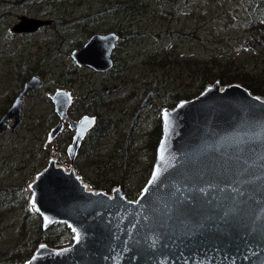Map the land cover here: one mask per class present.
Here are the masks:
<instances>
[{
	"label": "water",
	"instance_id": "95a60500",
	"mask_svg": "<svg viewBox=\"0 0 264 264\" xmlns=\"http://www.w3.org/2000/svg\"><path fill=\"white\" fill-rule=\"evenodd\" d=\"M45 25L21 15L11 30L30 34ZM118 40L115 31L94 33L70 57L78 66L109 71ZM41 87L37 75L24 81L0 115V134L16 129L24 98ZM51 101L58 121L48 136L67 121L72 164L94 116L71 118L72 98L64 89ZM160 113L152 170L135 200L119 186L111 194L86 188L75 169L53 159L34 175L30 203L43 226L65 222L73 241L61 247L40 242L20 264H264V96L238 82L214 81Z\"/></svg>",
	"mask_w": 264,
	"mask_h": 264
},
{
	"label": "trees",
	"instance_id": "16d2710c",
	"mask_svg": "<svg viewBox=\"0 0 264 264\" xmlns=\"http://www.w3.org/2000/svg\"><path fill=\"white\" fill-rule=\"evenodd\" d=\"M28 1L31 2L33 0ZM245 1L247 2V13L244 19H240L242 20V28L245 30L243 33V46L254 50L256 47V38H258L257 41H262L264 43V0ZM37 3L52 6L53 10L45 13H51V21L53 23L51 26H55L56 28L62 26L61 24L63 23H70L72 21L76 23L85 22L86 27H92L88 21L99 23L103 15H121L120 21L122 26L114 30L118 33L119 40L116 45L115 53L113 54L114 61L120 62L119 64L113 65L112 69L109 71L102 73H104V76L110 73V79L118 80L120 85L117 87L121 88L124 86L125 91L127 90V85L132 81L131 83L134 84V87L129 89L131 91H129L131 99L136 98L139 94L145 95L151 90L153 93L150 97L161 95V106L172 108L179 100L190 99L197 96L207 84H212L216 79L220 81L221 85L238 82L248 88L253 94L264 96V76L256 73V69L249 66L250 64L257 66L256 63H258V61L264 63L263 59L260 60V57L256 55V52L248 55L246 63L238 62L232 57L224 59L223 62H215L214 58H212L211 64L206 61L207 59L204 60L192 57L177 59L175 56L171 57L173 54L164 49L148 50L147 52L141 53L139 56H129L127 58L131 60H127L124 55L130 53V43L134 44L136 40H142V36L146 33L145 31H151L144 27L141 28V26L132 28V25L139 21V18L147 15L150 9L152 12H157L156 9L152 8V0H38ZM86 3H89L90 6L94 4H98V6L90 12H87V14H80L75 18L72 17L74 13H81V7ZM37 13L40 12L38 11ZM45 26H42L45 30L44 39L42 40L45 50H42V52L45 55H50V53L56 49L53 46L54 44H52L55 42L48 40V35H51V31H47ZM56 28L53 27L52 34L58 35L57 37H63L62 33L56 30ZM80 33L82 32L80 31ZM149 33L153 34L154 32ZM169 33L171 36L175 35L178 39L184 35V32L178 29H173ZM17 35L24 39L29 33H18ZM154 35L157 38L161 37L160 32L154 33ZM188 35H192V32H189ZM2 37L4 40L9 39L8 35H2ZM62 39L66 38L63 37ZM55 41L57 42L58 40L55 39ZM70 41V47H73L72 50L82 45L81 38H71ZM5 50L6 48L2 51ZM14 51L15 49L12 48V53H14ZM41 60L42 59H39L38 61L40 62L31 66L32 60L30 58L24 59L23 54H21V60L13 63L14 67L11 71L7 72V75L4 77H9L13 82H19L18 87L21 88L28 76L38 74L41 63L44 61ZM133 62L141 66H136V69H134L135 65H132ZM175 63L179 67V73L173 74L172 67ZM214 63H216V67ZM25 64L27 67H25ZM184 71L188 74L190 84L187 85L186 88H182V86H171L176 79L181 77ZM59 72V75L54 80V85L70 88L73 90L72 94H74V101L71 106L69 105L68 112L72 116L79 113H87L95 116L93 125L89 129V134L88 136L86 135L84 141L82 140L83 142H81L82 144H80L73 161L77 173L94 189L110 192L113 186L119 185L122 187V191L128 199H135L145 185L154 163L156 147L162 133L161 114H159L160 106L157 105L155 107L154 114L151 116V118H153V124L149 129V134L150 136L153 134L154 137L149 140L146 147L151 150V161L149 167L145 169L144 176L139 180V183L135 185L133 180H129V177L136 176L140 157L132 152L134 149V137L132 133L127 130L122 140L115 144L107 162L98 152H96L97 156H95V159H92L89 154L87 155V151L92 152L90 147H93L94 142L99 143L100 141H106L113 133H122L119 127L121 118L115 115L101 114L97 111L100 107L109 106V101L104 100L93 86L86 92H75L77 89L76 85L82 84L80 80L82 78L81 76H75V73L67 75L68 73L61 72V70ZM43 73L49 75L50 71L44 70ZM134 76L138 78L136 79L137 81H135ZM44 85L42 80V87ZM125 91L120 93L124 94ZM12 99H7V102H5L10 104ZM7 107L8 105L0 107V115ZM136 116L137 114H135V117ZM31 118V123H28V121L22 118L21 114L20 123L12 132V136H9V138L13 140V135L17 133V128L21 123H24L30 127V132H33L34 138L36 140L40 139L37 145L35 144L26 150L24 157L19 163L10 157L11 154L5 152L7 147H1L3 152L0 155V234L5 233L7 230L8 226L5 227L6 216L11 211H13V213H18L16 229L18 234L17 241L14 245L0 247V264L22 263L33 253L35 247L40 242H45L53 247H61L73 241V232L65 222H53L48 226H43L41 216L28 204L29 194L25 193L23 196L21 192V189L31 182L33 176L46 165L50 146H42L41 137L44 136L48 126L52 125L58 116L54 110H50L43 118L41 115H34V117ZM62 132L63 131H60L53 140L54 147L65 154L67 147L72 141V135L69 130L64 133ZM17 135H19V133H17ZM15 139L16 141L12 145L10 144L12 149L17 145H23L27 137L19 138L16 136ZM86 140L89 141V144H86ZM7 143L9 144L10 142L8 141ZM144 149L142 148L140 152L144 151ZM68 161L66 157L60 160V162ZM80 161H82L81 164H79ZM129 165H133V167L129 168ZM84 167H87L88 173L84 172ZM114 171L116 172L114 173ZM111 173L118 175V178ZM88 174H90V176ZM10 175H15L18 185H9L5 182L6 177ZM135 191L137 192L135 193Z\"/></svg>",
	"mask_w": 264,
	"mask_h": 264
},
{
	"label": "rangeland",
	"instance_id": "374dc122",
	"mask_svg": "<svg viewBox=\"0 0 264 264\" xmlns=\"http://www.w3.org/2000/svg\"><path fill=\"white\" fill-rule=\"evenodd\" d=\"M37 1L38 0H33L31 2H29L28 0H0V107L9 105V103H6L7 99L11 100L19 91V82H13L11 79H9V77L5 78L4 76L7 75V72L12 70V68L14 67L13 63H15L16 61L19 62L21 60V54H23L24 59L30 58L32 60L31 66H33L37 62H40L38 61L39 59L44 60H41L42 63L38 74L32 75L39 76L41 80H43V83L45 85L42 87V89L31 92L24 98L22 118L28 121V123H31L30 119H32L31 117H34V115H41L43 118L50 110H54L51 97L58 89L66 90L72 98L70 106L71 104H73V90L70 88L54 85V80L59 75L60 70L61 72L68 73L67 75L75 73V76H81L82 78L80 80L82 84L76 85L77 89L75 90V92H86L91 86H93L96 91L100 93L104 100L109 101V106L100 107L99 109H97V111L101 114L115 115L118 118H121V120L119 121V127L122 130V133H113L112 135H110L106 141H100L99 143L94 142L93 147H90V149H92V152L87 151V155L89 154L92 159H95V156H97L96 152H98L107 162V159H109V155L112 154V150L114 149L115 144L119 143L122 140L123 135L127 132V130H129L134 137V149L132 150V152L133 154H137L140 157L139 164L137 165L138 172L136 176L129 177V180H133L134 184L136 185L144 176L146 171L145 169L146 167H149L151 161V150L146 147L149 143V140L154 137L153 134H151V136L149 134V129L153 124V118H151V116H153L154 114V109L157 105L160 106L159 114H161L160 112L163 109V107L161 106V95L150 97V104L145 109H141L139 104L144 94H139L136 98L131 99L129 95V89L134 87V84L131 83L132 81H129L130 83L129 85H127V90L125 91L124 86L118 88L120 85V82L118 80L110 79V73L104 76V73L96 72L88 66H78L70 57V52L73 48L70 47L71 38H81V44L83 45L86 39L94 32L102 33L109 30L114 31L118 27L122 26L120 21L121 15H103V17L100 18L99 23L88 21V23H90L92 27H86L85 22L76 23L75 21H72L70 23H63L61 24L62 26H58V28H56L55 26H51V24H53L51 21V13H45L53 10L52 6H47L43 3H37ZM152 1V8L156 9L157 12H152L150 9V12L147 15L142 16L141 18H139V21L133 23L132 25V28L141 26V28L144 27L145 29H150L151 31H145L146 33L142 36V40H136L134 44L130 43V53L124 55L126 56V58L129 56L132 57V55L139 56L141 55V53L147 52L148 50L164 49L165 51H169L173 54L171 57L175 56L177 59L190 57L200 58L204 60L207 59L206 61H208L209 64L212 63V58H214L215 62H223L224 59L228 57H232L238 62L246 63L248 60V55L253 52H256V55L260 57V60L263 59L264 61V43L262 41H257L258 38H256V47L254 48V50L243 46V33L245 32V30L242 28V20L240 19H244L247 13V2L245 0ZM97 6L98 4L90 6L89 3H86L81 7V13H74L72 14V17L75 18L77 17V15L87 14V12H90ZM38 11L40 13H37ZM21 15L40 17L47 21V25L45 26V28L47 29V31H51V35H48V40H50L51 42H55L52 44H54L53 46L56 48L53 52L50 53V55H45L42 52V50H45L43 47L44 42L42 41L44 39L43 37L45 33L44 27L40 28L38 31L32 34H29L24 39L17 35L18 33L15 34L12 32V25ZM53 27L56 28V30L60 31L62 33V36L66 39H62L63 37H57L58 35L52 34ZM173 29L182 30L184 32V35L179 39L175 35L171 36L169 32ZM80 31L82 33H80ZM149 32H160L161 37L157 38L155 37L154 33L152 34ZM189 32H192V35H188ZM2 35H8L9 39L4 40ZM55 39L58 41L56 42ZM5 48L6 50L2 51ZM12 48L15 49L14 53H12ZM115 50L116 47L112 53L113 61V54L115 53ZM127 60L130 61L131 59L127 58ZM119 62L120 61H114V65L119 64ZM256 64L257 66H254V64H250L249 66L253 69H256V73L264 76V63L258 61V63ZM132 65H135L134 69H136V66H141L140 64H136L135 62H133ZM214 66H217L216 63H214ZM25 67H27L26 64ZM172 68L173 74L179 73V67L176 63ZM44 70L50 71V74L46 75L45 73H43ZM134 79L135 81H137L136 79L138 78L134 76ZM188 79V74L186 71H184L181 77L176 79V81L173 82L171 86H182V88H186L187 85L190 84V80ZM215 81H218L220 84V81L218 79H216ZM123 91H125L124 94L120 93ZM135 114H137L136 117ZM83 115L90 114L79 113L75 116H72L69 113V116L73 119H79ZM57 121L58 118L55 119L52 125L48 126V128L46 129V133L43 137H41L42 146H50L49 157L46 161V164L48 163L49 159H53L57 165L61 166L64 169H75L73 163H70L69 157L67 155V149L65 154L57 150L54 147L53 138L48 136V132L51 130L53 125L57 123ZM63 124L64 125L62 127V133L69 130L71 135H73V132L68 127L67 121H64ZM16 131L17 133H19V135H17V133H14L13 140L9 138V136H12L9 128L0 134V155L3 152L1 150V147L5 146L7 147V150H5V152L7 154H11L10 157L17 163H19L20 160L24 157L26 150L28 148H31L35 144L37 145L40 139L36 140L33 136V132H30V127L28 125H25L24 123H21ZM89 131L90 130H88L86 133L87 136L89 134ZM86 135L84 136L83 141L86 139ZM16 136H18L19 138L27 137V139H24L25 141L23 145H17L12 149L11 145L16 141ZM8 141L10 142L9 144L7 143ZM86 144H89L88 140H86ZM142 148L146 149L140 152ZM64 157L68 158L69 161L60 162V160ZM81 163L82 161L79 162V164ZM132 167L133 165H129V168ZM83 170L84 172H87V167H84ZM115 172L116 171H114V173ZM114 173L111 174L118 178V175ZM88 175L90 176V174ZM78 176L87 184L88 188L94 189L88 182L83 179L80 174H78ZM5 182H7V184L9 185H18V181L15 175L7 176ZM119 187L122 189L121 186ZM111 190L110 192H104L107 194H111ZM21 192L23 196L25 195V193L29 194L28 204L32 209H34V206H32V204L30 203L31 190L29 183L25 185L23 189H21ZM136 192L137 191H135V193ZM17 214L18 213H13V211L7 214L5 227H8L5 233L0 234V247L14 245L17 241Z\"/></svg>",
	"mask_w": 264,
	"mask_h": 264
},
{
	"label": "flooded vegetation",
	"instance_id": "af4514ba",
	"mask_svg": "<svg viewBox=\"0 0 264 264\" xmlns=\"http://www.w3.org/2000/svg\"><path fill=\"white\" fill-rule=\"evenodd\" d=\"M15 22H16V21H15ZM15 22H14V23H15ZM12 26H13V25H12ZM11 28H12V27H11ZM12 32H13V31H12ZM106 32H109V31H106ZM13 33H15V32H13ZM94 33H95V32H94ZM94 33H92V34H94ZM97 33H99V32H97ZM100 33H101V32H100ZM102 33H105V32H102ZM15 34H16V33H15ZM92 34H91V35H92ZM91 35H90V36H91ZM90 36H89V37H90ZM89 37H88V38H89ZM88 38H87V39H88ZM87 39H86V40H87ZM83 44H84V43H83ZM80 47H81V46H80ZM78 48H79V47H78ZM15 95H16V94H15ZM10 103H11V102H10ZM9 105H10V104H9ZM9 105H8V106H9ZM60 131H62V129H61ZM72 136H73V135H72Z\"/></svg>",
	"mask_w": 264,
	"mask_h": 264
},
{
	"label": "bare ground",
	"instance_id": "6f19581e",
	"mask_svg": "<svg viewBox=\"0 0 264 264\" xmlns=\"http://www.w3.org/2000/svg\"><path fill=\"white\" fill-rule=\"evenodd\" d=\"M82 183L84 184V186H85L86 188H88V186H87V184H86L85 182H82ZM31 204H32V206H35L34 203L31 202Z\"/></svg>",
	"mask_w": 264,
	"mask_h": 264
},
{
	"label": "snow or ice",
	"instance_id": "6c2138e0",
	"mask_svg": "<svg viewBox=\"0 0 264 264\" xmlns=\"http://www.w3.org/2000/svg\"><path fill=\"white\" fill-rule=\"evenodd\" d=\"M77 239H79V237H77ZM43 247V246H42Z\"/></svg>",
	"mask_w": 264,
	"mask_h": 264
}]
</instances>
